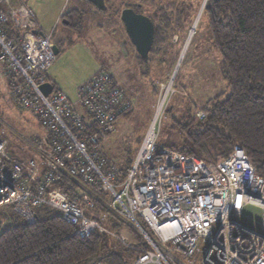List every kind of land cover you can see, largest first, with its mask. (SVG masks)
<instances>
[{
	"label": "built area",
	"instance_id": "2783aa9c",
	"mask_svg": "<svg viewBox=\"0 0 264 264\" xmlns=\"http://www.w3.org/2000/svg\"><path fill=\"white\" fill-rule=\"evenodd\" d=\"M53 46L51 34L38 30L26 0H0L1 70L16 104L29 110L45 131L31 141L42 159L9 156L8 141L0 137V208L10 206L32 223L46 205L58 210L80 237L96 231L116 236L59 185L68 176L152 246L132 264H194L183 259L197 251L203 253L200 264H264V176L244 148L235 145L227 157L209 162L159 145L163 94L126 179L118 181L119 168L105 154L104 143L132 103L106 71L78 88V101L55 89L45 95L41 87L49 82ZM196 116L203 119L205 112L198 110ZM85 202L93 200L86 196ZM251 205L261 210L259 225L244 217Z\"/></svg>",
	"mask_w": 264,
	"mask_h": 264
},
{
	"label": "trees",
	"instance_id": "16d2710c",
	"mask_svg": "<svg viewBox=\"0 0 264 264\" xmlns=\"http://www.w3.org/2000/svg\"><path fill=\"white\" fill-rule=\"evenodd\" d=\"M202 1L174 0L172 12L168 10L170 5L150 1L152 12L148 15L155 24V37L149 61L137 55L142 70L149 71L153 53H159V47L166 46L169 39L179 33V22L186 9L194 8L193 25ZM116 2L118 0H112L109 5L106 0L108 8L97 10L110 13L111 22L120 20L121 8ZM126 6L141 12L137 5ZM202 14L221 56V72L229 92L217 94L204 106L188 107L181 119L174 121L181 133L180 145L172 142L169 147L218 162L227 157L235 145H240L257 173L264 176V0H207ZM82 17V11L77 9L65 14L69 26L75 30L82 27ZM131 108L122 116H129ZM198 109L205 112L203 119L195 116ZM142 139L143 136L138 137L136 148H125L115 163L119 168L118 181L126 179ZM59 185L79 202H85L89 196L102 210L100 217H89L98 220L117 238L99 231L80 237L58 210L46 205L37 210L32 223L10 206H4L0 208V264H132L147 249H152L139 232L108 210L99 198L84 194L70 177L64 176ZM99 195L103 197L102 193ZM138 219L148 229L146 222L141 217ZM123 228L129 229L134 241H122Z\"/></svg>",
	"mask_w": 264,
	"mask_h": 264
},
{
	"label": "rangeland",
	"instance_id": "374dc122",
	"mask_svg": "<svg viewBox=\"0 0 264 264\" xmlns=\"http://www.w3.org/2000/svg\"><path fill=\"white\" fill-rule=\"evenodd\" d=\"M35 1L38 2L39 0ZM50 1L43 0L42 6ZM73 1L69 2L67 0L66 11H69L73 6ZM80 1L85 2L84 4L89 3L85 0ZM111 1L107 0V3L110 5ZM150 1L118 0L116 5H120L117 7L121 8L119 16L122 9L127 7L128 4L137 5L138 8L140 7L141 12L148 15L152 12ZM172 1L174 0H157L156 3L162 2L163 5H170L168 10L172 12ZM203 2L204 0L201 6ZM27 5L31 8L28 3ZM83 10L81 36L79 40H75L74 35L67 39L66 44L61 47L60 53L55 56L52 73L58 75L60 81L61 73H63V79H69L70 77L71 80L76 82L82 77L87 78L88 75L93 73L106 71L125 90L128 99L132 103L130 115L127 117L120 116L117 119L115 131L109 135L104 143L105 154L115 163L118 162L125 148H136L138 137L143 136L144 138L156 114L159 99L164 92L166 95L169 85L171 89L165 97L168 98L157 124V141L163 147H169L172 142L177 145L181 142V133L179 128L174 126V121L176 119L180 120L183 112L188 107L204 106L217 94L229 92L228 83L221 72V56L214 46L210 27L205 17H201L202 19L200 18L198 21L197 16L195 24L198 23V25L196 29L193 27L195 29L194 34L179 64L175 79L171 82L188 38L190 27L195 26V24L191 26L194 8L184 11L178 26L179 33L171 37L166 46H160L159 53H153L149 71L142 70V67L136 65V60L133 62V49L136 56L138 53L129 37L130 48L126 44L123 36L126 37L128 34L121 19L120 22L123 24V28L119 30L110 21V13L103 14L97 8L86 5ZM198 13L197 15H199ZM66 31V25L60 22L56 26L53 42L59 44L58 38L63 36ZM147 61L145 60V62ZM3 78L5 79L6 88L0 81V137H4L8 141V150L14 158L22 160L31 157L42 159L43 154L31 145V141L44 137L45 131L39 124L38 119L29 110L22 109L16 104L13 95L10 93L9 78L5 74ZM69 97L71 101H76L79 97L78 90ZM80 205L88 216L100 217L102 214V210L94 202L92 204L80 202ZM243 214L253 224L259 225L261 220L259 207L247 206ZM104 225L108 226L107 223H104ZM2 228L5 229L6 224ZM123 229L122 233L120 232L122 241L126 243L134 241V236L129 229ZM134 229L140 233L136 228ZM111 235L117 238V236ZM203 248L204 244L201 243L200 249ZM202 258L203 253L197 251L193 257L183 260L187 263L193 260L194 264H200Z\"/></svg>",
	"mask_w": 264,
	"mask_h": 264
},
{
	"label": "crops",
	"instance_id": "0c3cea01",
	"mask_svg": "<svg viewBox=\"0 0 264 264\" xmlns=\"http://www.w3.org/2000/svg\"><path fill=\"white\" fill-rule=\"evenodd\" d=\"M85 1H87V0H85ZM26 2L31 6V9L36 14V19L38 22V30L41 32H44L46 34H51V40L53 39V37L55 35L56 26L60 22L61 23L63 22L64 25H66L67 31L63 36L58 38L59 44H58V42H53V40H52L53 44L56 45L59 48V50L61 49V47L63 45L66 44L67 39L70 36L74 35V39L79 40V37L81 36L80 30L82 29V27L79 30H75L69 26L68 21L65 19V14L68 12L65 10L67 0H51L50 2H48L47 4H45L43 6H42L43 0H39L38 2L35 0H26ZM69 2H71V0H69ZM73 2H74L73 6L70 8V10L77 9V10L82 11V14H83V11H84L83 8L85 5L88 7H91V8H92V6L96 8V6L93 5L91 2H89V3L86 2V4H84L85 2H81L80 0H74ZM90 12L94 13L93 11H90ZM116 20L117 19H115L113 21L115 22ZM120 21L121 20H117L115 23L114 22L113 23L115 24V26L119 30H122L123 24ZM82 25H83V23H82ZM72 31H73V33H72ZM128 37L129 36H126V37L123 36V38L126 41V44L129 45V48H130V42L128 40ZM59 53H60V51H59ZM132 55H133V62L135 60L137 62L138 56H136L134 49L132 51ZM136 65H138V62L136 63ZM53 67L54 66H51V68L48 71V81L53 85L54 89H56V90L61 89L60 91L63 92L68 97L72 93H75L76 90H78V87L81 84H83V82H85V81L87 82L92 76L97 74V73H93L91 75H88L87 78L82 77V79H79L75 82L74 80H71L70 77H69V79H63L62 76L64 74L61 73V81H60L58 75H55V74L53 75V73H52ZM0 72H1L0 73V81H1V84L5 87V84H4L5 79L3 78L4 75L2 76L3 73H2L1 67H0ZM69 98H71V97H69ZM76 101H78V99ZM38 159H40V158H38ZM122 230H124V229H122ZM122 230H121V233H122Z\"/></svg>",
	"mask_w": 264,
	"mask_h": 264
},
{
	"label": "water",
	"instance_id": "95a60500",
	"mask_svg": "<svg viewBox=\"0 0 264 264\" xmlns=\"http://www.w3.org/2000/svg\"><path fill=\"white\" fill-rule=\"evenodd\" d=\"M91 2L93 5L96 6V8L100 10H106L107 4L106 0H87ZM207 0H204L199 13L202 8H204L205 3ZM198 13V14H199ZM198 16V15H197ZM197 18V17H196ZM120 19L122 20L125 30L132 42V44L135 46L137 53L144 58L146 61L149 59V54L152 49L153 43H154V37H155V24L150 18V16L144 14L143 12H139L135 10L133 7H125L121 11ZM196 21V19H195ZM195 21L193 25L195 24ZM194 26L191 27L190 32L188 34V38L186 40V43L183 47V50L181 52V56L178 62V65L176 67V70L174 71V74L172 75L171 82L175 79V75L177 73L178 67L180 62L182 61L183 56L185 55V52L188 48L189 41H190V35L191 30ZM54 52L57 55L59 53V48L54 45L53 46ZM43 93L45 95H48L51 93L53 89V85L51 83H45L41 87ZM9 156L13 157V154L9 152Z\"/></svg>",
	"mask_w": 264,
	"mask_h": 264
},
{
	"label": "bare ground",
	"instance_id": "6f19581e",
	"mask_svg": "<svg viewBox=\"0 0 264 264\" xmlns=\"http://www.w3.org/2000/svg\"><path fill=\"white\" fill-rule=\"evenodd\" d=\"M203 13V8L201 9V11H200V13H199V15H198V21L200 20V18L202 17V14ZM197 25H198V23H196L195 24V29H196V27H197ZM194 28L191 30V35H190V41H191V39H192V36H193V34H194V30H195ZM190 41H189V43H190ZM179 69V68H178ZM170 89H171V86L169 85L168 86V88H167V92H166V95H165V92H164V95L165 96H163V98H162V100H161V102H160V104H159V109H158V112L160 113V112H162V110H163V108H164V105H165V103H166V100H167V98H165L166 96H167V94H168V92L170 91Z\"/></svg>",
	"mask_w": 264,
	"mask_h": 264
},
{
	"label": "clouds",
	"instance_id": "9594fccd",
	"mask_svg": "<svg viewBox=\"0 0 264 264\" xmlns=\"http://www.w3.org/2000/svg\"><path fill=\"white\" fill-rule=\"evenodd\" d=\"M139 12H140V11H139ZM55 55H56V54H55ZM51 66H52V65H51ZM50 68H51V67H50ZM50 68H49V69H50ZM48 83H50V82H48ZM53 89H54V88H53Z\"/></svg>",
	"mask_w": 264,
	"mask_h": 264
},
{
	"label": "flooded vegetation",
	"instance_id": "af4514ba",
	"mask_svg": "<svg viewBox=\"0 0 264 264\" xmlns=\"http://www.w3.org/2000/svg\"><path fill=\"white\" fill-rule=\"evenodd\" d=\"M135 9V8H134ZM136 10V9H135Z\"/></svg>",
	"mask_w": 264,
	"mask_h": 264
}]
</instances>
